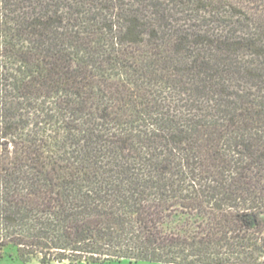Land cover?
I'll return each mask as SVG.
<instances>
[{
	"label": "trees",
	"instance_id": "trees-1",
	"mask_svg": "<svg viewBox=\"0 0 264 264\" xmlns=\"http://www.w3.org/2000/svg\"><path fill=\"white\" fill-rule=\"evenodd\" d=\"M8 245L264 264V0H0Z\"/></svg>",
	"mask_w": 264,
	"mask_h": 264
},
{
	"label": "rangeland",
	"instance_id": "rangeland-1",
	"mask_svg": "<svg viewBox=\"0 0 264 264\" xmlns=\"http://www.w3.org/2000/svg\"><path fill=\"white\" fill-rule=\"evenodd\" d=\"M0 264H40L37 258L31 259L28 262L21 260L17 254L16 248L14 246L8 245L0 250ZM51 264H70L67 261L62 263L53 262ZM78 264H86L78 263ZM102 264H163V263H156V262H149V261H129V260H122L120 262H105Z\"/></svg>",
	"mask_w": 264,
	"mask_h": 264
}]
</instances>
